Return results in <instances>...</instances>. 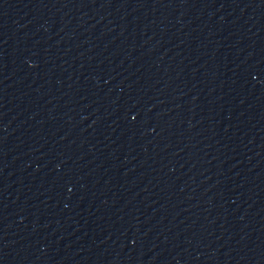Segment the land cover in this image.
I'll return each mask as SVG.
<instances>
[{
  "label": "water",
  "instance_id": "water-1",
  "mask_svg": "<svg viewBox=\"0 0 264 264\" xmlns=\"http://www.w3.org/2000/svg\"><path fill=\"white\" fill-rule=\"evenodd\" d=\"M0 264H264V0H0Z\"/></svg>",
  "mask_w": 264,
  "mask_h": 264
}]
</instances>
